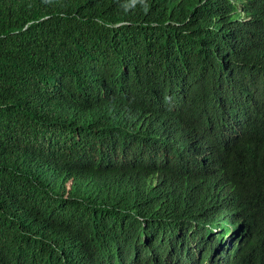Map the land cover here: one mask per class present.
<instances>
[{"label":"trees","instance_id":"obj_1","mask_svg":"<svg viewBox=\"0 0 264 264\" xmlns=\"http://www.w3.org/2000/svg\"><path fill=\"white\" fill-rule=\"evenodd\" d=\"M0 264H264V0H0Z\"/></svg>","mask_w":264,"mask_h":264},{"label":"rangeland","instance_id":"obj_2","mask_svg":"<svg viewBox=\"0 0 264 264\" xmlns=\"http://www.w3.org/2000/svg\"><path fill=\"white\" fill-rule=\"evenodd\" d=\"M229 238V237H228Z\"/></svg>","mask_w":264,"mask_h":264}]
</instances>
